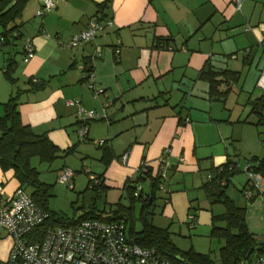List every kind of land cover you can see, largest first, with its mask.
<instances>
[{
    "label": "crops",
    "instance_id": "obj_1",
    "mask_svg": "<svg viewBox=\"0 0 264 264\" xmlns=\"http://www.w3.org/2000/svg\"><path fill=\"white\" fill-rule=\"evenodd\" d=\"M41 1L33 2L34 17ZM104 4L105 19H111L112 26L92 42L67 46L90 19L97 18L98 6ZM23 13L17 23L20 38L22 31L26 36L20 42L0 44V116L2 104L20 91L22 123L35 134H45L60 150L76 148V138L93 142L105 166L101 181L120 188L121 196L126 180L135 177L143 162L153 173L167 166L168 192L161 193V213L170 219L169 230L175 219L191 231L199 226L195 210L203 200L209 203L204 185L228 158L237 163L235 145L241 139L252 138L247 141L249 148L241 150L247 161L264 158V139L259 140L260 149L255 147L253 130L238 133L237 126H231H262L255 125L258 116L251 112L250 96L246 104L256 121L247 116L233 122L225 113L227 97L211 98L208 83L199 76L203 67L236 72L238 80L228 95L239 85L241 91L251 90L248 82L261 92L258 97L264 95V0H242L239 10L231 0H55V7L38 22ZM246 25L250 31L244 30ZM24 38H30L35 48L26 64L22 62ZM96 51L100 56L92 59ZM8 63H14V85L4 76ZM88 71L93 74L92 82L104 89L97 98L87 87ZM218 89L225 91L226 85ZM66 100H78L81 107L98 115L106 101L111 105L107 118L89 121L87 136L79 138L78 107L67 106ZM99 141L103 143L98 145ZM5 180L0 170L2 200L12 196L2 193ZM142 191L149 192L143 186ZM225 192L239 207L248 203L228 189ZM245 211L250 233H261L264 179L261 194ZM191 212L195 216L192 227ZM151 223L164 228L153 217Z\"/></svg>",
    "mask_w": 264,
    "mask_h": 264
},
{
    "label": "trees",
    "instance_id": "obj_2",
    "mask_svg": "<svg viewBox=\"0 0 264 264\" xmlns=\"http://www.w3.org/2000/svg\"><path fill=\"white\" fill-rule=\"evenodd\" d=\"M27 1L0 0V38L4 40L3 43L20 39V25L16 24V21L21 17L22 9ZM98 7L97 19L104 20L105 4ZM13 65L14 63H8L7 70L4 71V76L12 85L15 83L11 76ZM199 76L208 83L209 96L214 99H225L230 91V86L238 80V73L236 72L227 70L214 72L208 67H203ZM221 84L226 85L225 91H219L218 88ZM20 95V91H16L2 104L3 115L0 116V169L2 171L11 170L13 177L18 183V188L29 189V196L33 202L49 214V218L43 224L29 233L27 240L30 242L41 241L45 232L51 228L73 226L80 221L89 219L104 220L101 215L88 212L84 213L78 220L66 221L49 210L48 200L52 197L50 187L39 181V172L31 166V159L38 158L41 162L49 163L61 153H72L75 147L60 150L45 134H35L28 125H24L18 111ZM250 103L251 112L258 116L255 125H263L264 95ZM247 163H251L253 165L252 171L261 175L264 179V158L251 157ZM236 164V161L228 158L224 164L212 171V175L209 176V180L204 185L209 203H221L225 208L222 214L212 217L210 231V237L224 241L223 246L219 248V264H239L242 261H248L264 255V242L258 243L247 228L245 207L237 206L225 192L230 178L239 171L235 167ZM161 169L162 167L153 173L152 168L143 162L136 171L135 177L126 180L123 186V196L129 203L128 208L123 209L118 203L112 211V215L106 217L105 221L123 220L125 225L127 221H131L129 211L132 210L135 201H138L141 203L139 213L141 228L138 231H134L132 223V227L128 231V236L133 243L142 248L154 249L163 258L174 263L216 264L208 255L195 253L191 249L180 251L170 240L167 229L157 228L152 225L151 217L153 213L150 207L154 203L158 186L162 182L159 175ZM101 178L102 176L100 175L95 177L97 184L92 183V189H105L106 186L101 181ZM145 181L150 183L149 192L147 193L142 191L141 186ZM90 182L92 181L90 180ZM138 185L141 188L139 192L137 190ZM246 189L253 191V196L246 200L247 202L251 203L261 194V192L254 191L249 186L247 179L245 186L240 191L243 197ZM191 215H193L195 220L193 212H191ZM219 223L224 225L219 226Z\"/></svg>",
    "mask_w": 264,
    "mask_h": 264
},
{
    "label": "built area",
    "instance_id": "obj_3",
    "mask_svg": "<svg viewBox=\"0 0 264 264\" xmlns=\"http://www.w3.org/2000/svg\"><path fill=\"white\" fill-rule=\"evenodd\" d=\"M231 2L236 10L240 9L242 0H231ZM54 7L55 0H42L36 17L43 18ZM111 26V19H90L83 30L71 37L67 46L92 42ZM250 29L246 25L244 30L247 32ZM3 41L0 38V44ZM34 54L35 48L32 40L24 38L22 62L28 63ZM99 56L100 52L96 51L92 59ZM85 76L92 97L97 98L103 95L104 89L92 82L93 74L88 71ZM261 78H264V74ZM65 104L78 107L77 114L82 125L76 133L79 138H85L88 133V122L100 118L106 119V110L110 107L111 102L108 100L103 104L101 115H98L94 110L84 109L78 100H66ZM102 143L103 141L97 142L98 145ZM125 158L126 155L123 156V160ZM252 166L251 163H247L244 172L249 186L254 191L261 192L263 177L254 173ZM235 167L238 169L237 164ZM159 175L162 182L158 186V191L167 194L164 184L167 177V166L162 167ZM74 177L75 172L67 168L58 173V180L67 184L70 190L74 189V184L71 182ZM90 180L93 184H97L94 177H90ZM140 189L138 185V192ZM252 196L253 191L249 189L244 191L246 200ZM163 202L167 203L168 199H163ZM48 218L49 214L38 207L22 188H17L7 200H2L0 197V239L3 236L13 239L7 261L0 264H179L163 258L154 249L142 248L133 243L126 232L124 223L120 221L83 220L73 226L48 229L41 241H28L29 233ZM189 220L192 227L194 225L193 215L189 216ZM239 264H264V255L242 261Z\"/></svg>",
    "mask_w": 264,
    "mask_h": 264
},
{
    "label": "rangeland",
    "instance_id": "obj_4",
    "mask_svg": "<svg viewBox=\"0 0 264 264\" xmlns=\"http://www.w3.org/2000/svg\"><path fill=\"white\" fill-rule=\"evenodd\" d=\"M34 1L35 0H28L24 5L21 14H24L23 12L25 11V13L29 15L28 17L33 19L35 15V9L33 6ZM20 19L21 17L17 19L16 24L20 22ZM34 20L38 22L42 20V18L34 17ZM22 33L23 38L24 35L26 36V32L24 33V31H22ZM20 39L18 40L19 42L21 41ZM20 59L21 56L17 54V60L19 61ZM248 83L252 86L251 90L241 91V85H239L236 90L234 89V91H232L227 96L226 102L224 103L227 105L225 113L231 115L230 119L233 122L238 119L243 120L247 116L249 121H256V117L252 114H249L250 106L246 104V99L250 96V99L254 100L261 94V92L253 88L254 83ZM241 108H245V111H241ZM231 126H237L235 131H238V133H241L242 130H253L252 132H254L253 139H255V147L260 146V149L262 148L261 145H259V140L264 139V125L259 126L257 129L249 125L243 126L242 123H232ZM76 139V144L78 145L72 151V153H61L57 158L49 163L41 162L38 158L31 159V166L39 172V181L50 187L52 197H50L48 200L49 210L58 214L66 221H71L78 220L84 213L88 212L101 215L105 220L106 217L112 215V211L118 203L123 207V209H127L129 203L124 196H121L120 188L114 189V187L104 183L103 184L106 186L105 189L91 188L93 185L92 182H90V175H100L102 178H104L105 175L103 172L105 170V166L100 164V155H98L99 149L93 142L83 139L80 140L78 138ZM247 141L252 142V138H243L241 139V143L239 145H235L237 148L236 153L238 154L237 166L239 171L230 178L228 187L226 188L228 189L229 193L232 195L234 194L236 199L237 197H240L239 190L247 179V176L244 172L247 164V155L243 154L244 150L248 149L250 145ZM241 150H243V152ZM64 168L71 169L73 172H76L74 179L71 181L74 184L73 190H70L67 184L61 183L58 180V173ZM2 173H4L6 177V180L3 184L2 193L3 195L11 196L14 190L17 188V181L13 177L11 170L2 171ZM149 185V181L142 183L145 192L149 191ZM108 188H111L109 193L106 191ZM25 192L30 194L29 189H25ZM161 197V193L159 191L156 192L154 203L150 207L153 213V222L155 221L159 225H163L164 228L161 227V229L168 230L170 240L180 251H188L191 249L195 253L208 255L214 263L219 264V248L223 246L224 241L210 237V225L212 223L213 216L220 215L225 211L224 206L221 203H214L210 205L206 200H203V202H201V204L197 206L195 210L197 216L199 217L197 222L199 226L197 228L191 231L188 229L186 224H178L177 219H175L174 223L171 225V230H169L168 227L170 224V219L166 216L164 217L161 213ZM240 198L243 199L244 197L241 196ZM251 203L248 202L245 207H249ZM140 208L141 203L135 201L132 210L129 211L131 221H127L125 224L127 234L129 229L132 227V223L134 231L140 230ZM211 213H214L215 215H212ZM120 222H123V220H120ZM153 225L155 224L153 223ZM179 225L182 226L181 231H179ZM218 225L223 226L224 224L219 223ZM155 227L159 228V226L156 225ZM254 238L258 243L264 242V229L261 233L254 234ZM12 245L13 239L11 237H1L0 263H5L7 261Z\"/></svg>",
    "mask_w": 264,
    "mask_h": 264
},
{
    "label": "water",
    "instance_id": "obj_5",
    "mask_svg": "<svg viewBox=\"0 0 264 264\" xmlns=\"http://www.w3.org/2000/svg\"><path fill=\"white\" fill-rule=\"evenodd\" d=\"M263 120H264V117H263Z\"/></svg>",
    "mask_w": 264,
    "mask_h": 264
}]
</instances>
